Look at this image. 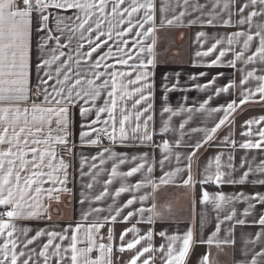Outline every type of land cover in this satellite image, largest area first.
I'll list each match as a JSON object with an SVG mask.
<instances>
[{"label":"snow or ice","instance_id":"1","mask_svg":"<svg viewBox=\"0 0 264 264\" xmlns=\"http://www.w3.org/2000/svg\"><path fill=\"white\" fill-rule=\"evenodd\" d=\"M188 0H183V6H187ZM22 5V6H21ZM236 5V0H224L221 11L229 10L231 6ZM205 5H195L194 10L203 9ZM220 7V0H215L213 12ZM252 10L244 15L248 8ZM52 10H57L53 15ZM154 4L153 0H0V206H4L7 211L0 212V237L3 242L0 243V264H40L41 258L43 264H51L53 257L56 258V264H63L70 251L71 264H112L111 254L113 245L101 243L98 248L99 254L95 259L89 257L96 247L93 231L99 233L100 228L106 222H114L122 211L129 206L134 205L137 199L143 201L149 198L148 194L132 195L121 207H115V215L105 216L103 221H97L88 226L86 239L87 248H78V233L81 225L77 224L75 229H64L67 233L71 230V243L64 248L61 243H55L57 238L64 241L67 237L55 231L37 230L34 236L28 238L27 228L18 229L12 223L14 218L31 219L41 218L43 213L39 210L43 207L40 203L41 193L47 192L48 198H52L53 192L66 191V189H44L43 183L65 184L67 180V165L61 159L59 165H54L56 157L55 146L57 144H66V131L61 135L62 128L66 130L68 125V112L71 107H79L80 115L87 118L91 113H95V118L87 124H82V128L90 129L96 139H89L88 143L98 145L101 143L100 136H105L113 145L117 143L120 146H128V142L140 146H147L153 140L154 132H150L148 125L153 121V116L148 113L153 105L147 103L151 99L152 93L149 89L153 87L149 81L147 69L154 64L153 44L146 41L154 31ZM71 14H67V13ZM161 11H164L162 8ZM64 13V14H62ZM36 14L39 27L37 34L44 32L37 41V63L35 69L37 73V83L35 85V100L33 99V86L31 83L32 63V17ZM239 15L236 24L248 25V31L239 30L231 33L227 37V47L221 48L219 55L216 56L208 67L217 66L222 63V58L231 54L232 59L227 61L229 67H236L237 62L244 65L255 64L259 62L264 65V23L256 25V30L252 31L253 18L264 17V0H245V3L239 5L237 12L229 11V19L223 21L224 26L232 25L231 16ZM185 15L181 11L178 17L173 20H179ZM211 16L212 13H209ZM53 21L54 28H49V21ZM173 20L167 23H173ZM190 23H193L190 21ZM206 23L213 25V19L210 18ZM153 25V26H149ZM58 33V34H54ZM198 36H204L201 32ZM240 38H243L240 44ZM63 40V43L61 41ZM50 41H55L54 46ZM221 40H216L211 47L204 52H197V56H208L212 54ZM240 44L239 50L236 45ZM130 45V47H129ZM254 47V51L252 48ZM103 49H107L106 51ZM250 52V54H248ZM95 54V59L93 56ZM147 56V58H145ZM241 79L239 87L241 88L239 101L240 105L250 100H254L258 95L259 100L264 102V75H257V69L252 68L245 72L244 68L239 69ZM206 73H200L204 76ZM222 75V74H221ZM134 77V78H133ZM195 79V77H192ZM217 77H213L204 85H196L197 88L207 89L215 85ZM250 80L257 81L256 87L245 88V84ZM175 85L169 88L164 85L165 97L167 92L175 90ZM235 81L230 82L223 87L215 88V95L229 92L236 88ZM147 93V94H145ZM138 97V98H137ZM212 96L203 101L199 109L208 111L211 116L215 113L223 112L224 115L219 119L214 127L203 130L205 137L203 142H198L195 147L199 148L202 143H207L213 139V134L229 121V116L238 107L235 100L228 102L227 105H221L217 108L206 109V105ZM103 100V103H98ZM31 102L30 106L29 102ZM35 101H40L36 103ZM131 104V107H129ZM147 104V107H142ZM192 111V109H189ZM172 112L170 107L165 106L161 115ZM106 115V118H105ZM264 122V116L245 121L248 131L242 135L253 136L251 125ZM53 123L56 128L53 129ZM163 126L160 133H167L169 129V120L162 121ZM99 125V126H98ZM45 128L47 132L45 133ZM184 128V123L180 124ZM111 129V131H109ZM192 131H198L193 129ZM55 133V135L53 134ZM88 131L80 133L81 140L89 137ZM259 138L253 141L248 139L239 145L242 149H261L264 148V128H260L255 133ZM229 138L225 137L224 143H228ZM176 145L181 144V140H176ZM235 147V141H231ZM161 149L163 158L159 161L161 169L172 155V148L168 140L156 145ZM167 153V155H164ZM107 154V160L105 159ZM192 155L189 154L188 160L191 161ZM223 153L217 154L215 159L216 174L215 181L222 182L225 173L221 169V157ZM30 157V159H29ZM177 161L180 160V153H175ZM93 163L90 166L89 175L99 170L107 161H113L111 170L108 173V179L104 181V189L94 197L99 202L109 195L108 185L114 179L119 178L120 187L116 188L114 197L121 193L135 192L141 188L151 186L153 188L159 184H167L171 178L176 176L183 169L177 167L173 171L164 172L159 177V181L152 179L153 165L148 163V154L143 153L139 156H132L131 161L137 160L142 163H136L128 171H120L121 165L129 162L127 153H117L114 149H102L96 156L91 157ZM99 159L100 166L95 163ZM233 157H228V167L233 165ZM209 160V165L211 164ZM86 160L81 161V176H84L83 166ZM155 163V161H153ZM248 164V170L244 172L239 180H230L229 183H244L249 173L255 171L264 174V161L253 169L251 162L242 160L241 167ZM48 169V171H45ZM146 169L142 179L135 184L127 183L128 178ZM64 171V179L54 176V173ZM47 177V180H45ZM95 179V176H93ZM213 177L208 175L200 183L212 181ZM192 183L190 175L183 181L184 185ZM253 183L264 184V180L253 181ZM89 189L93 187L92 183L87 185ZM209 198L208 192H203L202 200ZM56 199H59L57 196ZM215 199L218 201L216 207H221L220 202L227 203L231 201H243L246 207L242 215L247 217L252 214L257 205L264 206V193H255L245 195L238 193L233 197L225 198L222 193H217ZM35 201V203H30ZM83 203V201H81ZM155 204L150 208L140 207L134 211H129L123 216L124 221L139 215L141 221H144V214L148 213L147 222L153 223V217L159 218ZM113 205L108 206L111 213ZM103 208L91 209V212L101 213ZM88 213H85V219ZM236 216V209L232 208L231 213L224 219L231 221ZM3 217H7L4 219ZM50 219V216L48 217ZM239 225L246 223L245 219L236 221ZM253 224L260 227L253 241L246 243H256L264 237V212L259 214V218L253 221ZM220 224H217V232ZM140 230L135 226L125 229L120 234L121 244L119 251L126 250L135 252L127 264H155L156 253H162L159 257L163 264H184V259L189 251L192 240V232L189 230L183 237L182 246L177 251L174 243L178 237L167 236L165 232L158 235L168 240L167 245L161 244L156 248L151 243L153 232L149 230L144 235H139ZM133 233L134 236L127 243H123L125 236ZM47 235V242L43 244L39 252L35 248L29 247L39 237ZM216 232L209 237L208 243H212V238ZM103 239V237H101ZM107 239H113L112 229L108 231ZM143 241L148 243L138 248ZM229 241H224L228 243ZM51 249V251H50ZM63 252L65 255H61ZM146 257V258H145ZM201 264H209V257L205 254L202 257ZM248 264H264V248L252 255Z\"/></svg>","mask_w":264,"mask_h":264},{"label":"crops","instance_id":"2","mask_svg":"<svg viewBox=\"0 0 264 264\" xmlns=\"http://www.w3.org/2000/svg\"><path fill=\"white\" fill-rule=\"evenodd\" d=\"M215 0H188L187 6H183V0H153L154 10V31L148 38L146 43L153 44V58L154 64L150 66L147 71L149 73V83L153 85L149 92L152 93L151 99L147 103L153 105L152 110L148 113L153 116V121L149 122L148 128L150 132H154L153 140L147 146H140L134 144L132 141L128 142V146H120L119 143L113 145L112 142L103 136L104 141L98 145L88 143L89 139H96L97 137L91 133L90 129L82 128V124L89 123L95 118V113H91L87 118L80 115L79 107H71L68 112V125L66 130L62 128L61 135L66 131L67 143L71 146V156H58L56 154L54 165L58 166L62 159L67 165V180L65 184L59 183H43L41 185L44 189H66V191L53 192L52 198H48V193L43 192L40 196V203L43 207L39 210L43 213L41 218L19 219L14 218L12 223L18 229L27 228L28 238L34 236L37 230L44 229L45 231H55L65 235L67 238L60 241L58 238L54 240L55 243H61L64 248H67L71 243V230L67 233L64 229H75L77 224L82 227L78 233V248H87L88 242L86 239V232L88 226L97 222L103 221L105 216L115 215V207H121L126 203L132 195L139 197L140 195L148 194L149 198L141 204L137 202L124 209L114 222H106L100 228L99 233L93 231L96 247L88 254L90 258L95 259L99 254L98 248L101 243L113 245L111 254L112 264H127L131 256L135 254L132 251L120 252L119 246L121 244L120 234L127 228L135 226L140 230L139 235H144L151 230L153 238L151 243L154 247L159 248L161 244L167 245L168 240L158 235L160 232H165L167 236H177L178 239L174 243V247L178 251L182 246L184 235L191 230L192 240L189 251L184 259V264H201L202 257L207 254L209 257V264H248L252 255L255 252L264 248V237H261L256 243L246 241H253L256 238V233L260 231L258 225L253 224V221L259 218V214L264 212V206L257 205L253 209L252 214L245 217L242 215L244 208L247 206L243 201H231L227 203L220 202L221 207H216L217 200L215 199L217 193H222L225 198L233 197L238 193L245 195H252L257 192L264 193V184L253 183V181L264 180V174L259 172L249 173L244 183H229L230 180H239L245 171L248 170V164L245 163L241 167V161L246 160L251 162L253 169L264 161V148L261 149H242L239 147L241 143L248 139L255 141L259 137L255 135L260 128H264V122L260 124L251 125L253 136L249 137L242 135L248 131L245 126V121L264 116V102L259 100L257 95L254 100H250L243 105L239 104L241 99L239 81L241 79V72L239 69L244 68L245 72L252 68L257 69V75H264V65L259 62L255 64L244 65L242 62H237L236 67H229L227 61L233 57L231 54L222 58V63L217 66L208 67L212 60L219 55L221 48L227 47V37L231 33L239 30L248 31V25L240 26L236 24L239 19L238 14L231 16L232 25L224 26L223 21L229 19V11L236 13L239 5L245 3V0H236V5L231 6L229 10L221 11L224 0H220V7H217L213 12V4ZM205 5L203 9L194 10L195 5ZM22 6V5H21ZM164 11H161V9ZM252 9L249 7L244 15ZM55 15L57 10H52ZM184 11L185 15L179 20H173L178 17L180 12ZM209 13H212L210 16ZM64 14V13H62ZM67 14H71L70 11ZM213 19V25L209 26L206 21ZM173 20L169 24L167 21ZM38 18L36 14L32 17V73L31 83L35 87L37 83V73L35 64L37 63V41L40 36L45 35L44 32L37 34L36 29L39 27ZM192 21L193 23H190ZM264 23V17L253 18L252 31L256 30V25ZM49 28H54L53 21H49ZM153 26V25H149ZM205 33L204 36H198V33ZM58 34V33H54ZM216 40H221L222 43L217 46L216 50L208 56H197V52L207 51ZM243 38H240L242 44ZM50 45L55 44V41H50ZM63 43V40L61 41ZM240 44L236 45V50H239ZM130 47V45H129ZM107 50V49H103ZM254 51V47L252 48ZM250 54V52L248 53ZM147 58V56H145ZM95 59V54L93 56ZM200 73H206L200 76ZM222 74V75H221ZM217 77L215 85L207 89L197 88L196 85L207 84L213 77ZM195 77V79H192ZM134 78V77H133ZM235 81L237 87L231 89L229 92L215 95L216 87H223L230 82ZM257 81L250 80L245 84V88L255 89ZM164 85L172 88L175 85V90L167 92V100L165 97ZM147 94V93H145ZM209 96L212 99L206 105V109L217 108L221 105H227L228 102L235 100L238 107L229 116V121H226L216 133L213 134V139L207 143H202V146L196 148L198 142H203L205 132L203 130L210 129L215 126L219 119L224 115L223 112L209 115L208 111L200 110V104L207 100ZM138 98V97H137ZM35 100V95L33 94ZM32 101L29 102V105ZM39 103L40 101H35ZM98 103L102 104L103 100ZM167 106L172 109V112L161 115L162 109ZM131 107V104H129ZM142 107H147L143 104ZM192 109V111H189ZM106 118V115H105ZM169 120V131L167 133H160V128L163 126L162 121ZM184 123V128H180V124ZM99 126V125H98ZM52 128L56 125L53 123ZM198 129V131H192ZM88 131L89 137L84 141L81 140L80 133ZM111 131V129H109ZM47 128H45V133ZM55 135V133H53ZM225 137L229 138L228 143H224ZM181 140L180 145H176V140ZM164 140L170 142L172 148V155L168 161L165 162L163 169L159 165V161L163 158L161 149L156 145L161 144ZM231 141H235V147L232 146ZM57 144L55 149L57 148ZM114 149L117 153H127L129 162L121 165L120 171H128L134 167L136 163H142L137 160L131 161L132 156H139L143 153L148 154V163L153 165L152 179L159 181L164 172L173 171L179 167L183 169L176 176L171 178L167 184H159L153 188L148 186L133 192L121 193L120 196L114 197L116 188L120 187L121 181L119 178L113 180L108 185L109 195L104 197L101 201H95L94 197L104 189V181L108 179V173L111 170L113 161H107L102 169L99 170V175H96V170H93L89 175L90 166L93 163L91 157L96 156L102 149ZM180 153V160L177 161L175 153ZM192 155L191 161L188 160L189 154ZM223 153L221 157V169L225 175L222 177V182L215 181L216 164L215 157L217 154ZM167 155V153H164ZM231 155L233 168H229L228 157ZM30 159V157H29ZM86 160L83 166L84 176H81V161ZM107 160V154H105ZM211 164L209 165V160ZM155 161V163H153ZM95 163L100 166L99 159ZM190 175L192 183L184 185L183 181ZM48 171V169H45ZM146 172V169L141 173L135 174L128 178L127 183L135 184L140 181ZM211 175L212 181L207 183H200L206 176ZM54 176H59V179H64V171L54 173ZM95 176V179H93ZM47 180V177H45ZM93 184L89 189L87 185ZM209 193L207 200H202L203 192ZM59 199H56V197ZM83 201V203L81 202ZM35 203V201H30ZM155 204L156 211L160 213L159 218L153 217L154 222L149 224L144 222L147 220L148 213L144 214V221L141 217L136 215L128 221L123 220V216L127 215L129 211H134L136 208L145 207L150 208ZM113 205V210L110 213L108 206ZM0 208H5L0 206ZM103 208L105 211L101 213L91 212V209ZM232 208L236 209V216L231 221H226L224 217L231 213ZM6 209V208H5ZM7 210V209H6ZM85 213H88L85 219ZM50 216V219L48 218ZM239 219H245L244 225L236 223ZM220 224V229L217 232V224ZM112 229L113 239H107L109 229ZM216 232L212 238V243H208L209 237ZM133 233H128L125 236L123 243H127L133 238ZM103 237V239H101ZM47 235L39 237L29 247L35 248L39 252L44 243L47 242ZM229 241L224 243V241ZM3 242V237H0V243ZM148 241H143L138 248L145 246ZM51 251V249H50ZM61 255H65L61 252ZM157 259L155 264H163L159 258L162 253L157 252ZM71 252L67 253V258L63 264H71ZM146 258V257H145ZM40 264H43L41 258ZM51 264H56V258L53 257ZM81 264L83 261L81 260Z\"/></svg>","mask_w":264,"mask_h":264},{"label":"built area","instance_id":"3","mask_svg":"<svg viewBox=\"0 0 264 264\" xmlns=\"http://www.w3.org/2000/svg\"><path fill=\"white\" fill-rule=\"evenodd\" d=\"M33 94L35 95V87H33ZM100 141H104L103 136H100ZM56 154L58 156L66 157L71 156L72 150L71 146L69 144H61L58 145L56 148ZM7 211L5 208H0V212ZM4 219H7V217H3Z\"/></svg>","mask_w":264,"mask_h":264}]
</instances>
